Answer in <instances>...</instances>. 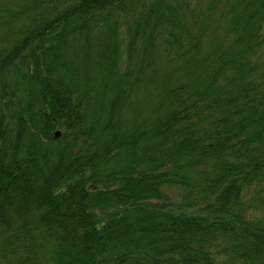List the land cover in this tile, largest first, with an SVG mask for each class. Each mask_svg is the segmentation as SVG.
Segmentation results:
<instances>
[{
    "label": "trees",
    "instance_id": "1",
    "mask_svg": "<svg viewBox=\"0 0 264 264\" xmlns=\"http://www.w3.org/2000/svg\"><path fill=\"white\" fill-rule=\"evenodd\" d=\"M0 264H264V0H0Z\"/></svg>",
    "mask_w": 264,
    "mask_h": 264
},
{
    "label": "water",
    "instance_id": "2",
    "mask_svg": "<svg viewBox=\"0 0 264 264\" xmlns=\"http://www.w3.org/2000/svg\"><path fill=\"white\" fill-rule=\"evenodd\" d=\"M54 135H55V137H58L59 131H56Z\"/></svg>",
    "mask_w": 264,
    "mask_h": 264
},
{
    "label": "rangeland",
    "instance_id": "3",
    "mask_svg": "<svg viewBox=\"0 0 264 264\" xmlns=\"http://www.w3.org/2000/svg\"><path fill=\"white\" fill-rule=\"evenodd\" d=\"M9 231V230H8Z\"/></svg>",
    "mask_w": 264,
    "mask_h": 264
}]
</instances>
